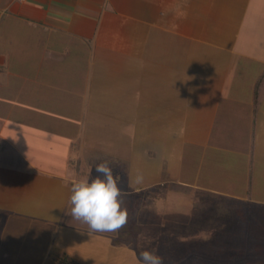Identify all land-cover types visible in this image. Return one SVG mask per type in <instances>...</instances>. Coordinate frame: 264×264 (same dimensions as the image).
Segmentation results:
<instances>
[{
	"label": "crops",
	"instance_id": "obj_1",
	"mask_svg": "<svg viewBox=\"0 0 264 264\" xmlns=\"http://www.w3.org/2000/svg\"><path fill=\"white\" fill-rule=\"evenodd\" d=\"M78 54L89 57L86 67L77 63ZM67 65L80 69L68 77ZM61 66L63 84L55 83ZM15 67L33 71L21 84H32L30 95L13 92L20 77ZM263 71L264 0H0V120L4 99L51 104L50 98L61 99L58 90L62 97L72 94L65 103L85 104L87 113L38 108L39 118L56 117L52 148L64 154L57 173L0 128V264H61L64 240L82 230L70 215L69 197L86 167L77 153L84 119L100 114L125 123L108 132L126 140L105 141L129 166L154 160L164 182L183 183L190 173L180 153L186 167L194 164L187 155L197 153L186 176L190 189L225 197L230 207L245 203L263 217L264 93L253 106ZM20 129L28 136L42 132ZM208 222L202 230L172 233L173 242L158 241L191 248L182 264H245L264 246L262 225L233 221L219 229ZM237 229L242 232L223 234Z\"/></svg>",
	"mask_w": 264,
	"mask_h": 264
},
{
	"label": "rangeland",
	"instance_id": "obj_2",
	"mask_svg": "<svg viewBox=\"0 0 264 264\" xmlns=\"http://www.w3.org/2000/svg\"><path fill=\"white\" fill-rule=\"evenodd\" d=\"M74 52L75 51L72 49L68 51L71 57L75 55ZM79 58L80 60L77 63L82 65L81 67H84L89 57L87 55H80ZM30 62L31 61L28 63ZM67 66L72 69V72H66L68 77H70V74H73V72L80 69V67H73L72 65ZM63 69L64 68L61 66L60 70L56 71L59 78L56 79L55 83H60L61 80H65L63 77ZM19 70H21L20 67H15L12 71L13 74L20 75V77L17 76L13 79V84H18L17 90H14L13 92H23L25 95L26 93H29L30 95L32 93V84L29 83L30 85H26V87H21V84L23 82V76L29 72L32 73L33 71L31 70L26 72L22 70V72H20ZM61 83L63 84V82ZM62 91L63 90H58V96L61 99L58 100L53 97L50 98L51 104L43 101H40L39 103L29 102L32 101L31 98L21 101L19 100L20 102L17 101L15 103V98L13 102H7L4 99L2 107L3 118L0 120V128L4 127V132L7 133L10 140L13 141L14 139V141H16L13 143H17L16 145L21 144L23 147L22 151L24 153L26 152L28 155L36 156L32 157L38 158V161L44 159L46 163L52 165L51 168L44 169L55 173L61 171L59 163L62 161L64 156V154L59 153V149L55 150L52 148L55 143V136H53L51 132H53L54 127H56V117L49 114V117L45 119L39 118L37 114L38 108L49 111L48 105H50L53 109H51L52 111H66L74 113L78 111V113L87 114L85 112L86 110L83 112L85 104L65 103V99H63V97L65 96V98L72 99V94L64 89L67 93H63L62 97ZM42 96L43 95H39L40 98ZM55 101L59 103H56ZM54 104L55 106L53 107ZM99 116L102 117L99 118V120L91 117L84 119L85 124L82 131L83 135L81 141L79 139L80 142L77 150V153L79 152V154L81 153L83 155V162L86 165V167L81 171V178L88 177L91 181V179L100 175L96 172L95 166L100 163L107 162L109 166L112 167L114 176H117L122 191V207L127 208L128 211V223L119 232L105 233L91 232L86 224H78L82 225L81 232L73 234L71 239H65L63 242V245H65L66 248L67 256L74 259L79 264H140L139 254L144 250L152 249L154 243L157 242L159 238L163 240L167 239V242H173L174 240H171L173 238L171 237L172 233H174V236H182L187 232L192 233L202 230L206 228L208 221H210L208 223H210L212 227H217L219 229H224L225 225L229 228L233 221H237L238 224L244 227L247 222H253L264 226V214H262L263 217L261 216L260 219H257L254 215L255 211L253 209H248L245 203H243V205L241 204L230 207L227 205L229 204L228 202L220 200L218 204L209 206L216 208L207 209L205 211L206 213L202 212L201 214V208H208L207 202L212 199L203 198V194H196L197 191L194 192L193 189H190V187L186 185V182L189 179L187 177H191L192 170L194 171L190 164L194 166L198 162L197 153H194L193 156L190 153V155H187L190 161L194 163H190L187 167L185 166L186 158L183 157V152L180 153L182 154L181 156L183 159L177 156L180 160L182 159V162L184 161L185 165L182 167L190 173V175L185 174L182 178L185 180L183 183L164 182L163 180L166 176L164 175L163 177L161 176V172L159 173V170L163 168L159 167L154 160L149 161L144 165L136 163L135 165L131 164V166H129L125 155L119 156L117 153L112 152V150L109 149V146L105 141L106 137H116L117 140L120 139V141L126 139H124L125 136H123V134L111 136L110 134L112 132L109 133L108 129L124 126L125 123L122 120L108 121L106 118H103L104 115L101 116L100 114ZM6 122L12 129L8 127L7 129L5 128ZM87 125L88 127H85ZM20 128L42 132L40 135L28 136L26 131ZM58 129L60 133H64L66 130L62 126ZM89 131H93V134L89 133ZM41 136L45 137L42 138ZM48 140H51V142L48 143ZM56 146L58 147L57 144ZM150 146H152L150 148L153 152V141L150 142ZM5 153L9 156V158L11 157L10 154H14L11 147L8 145L6 146ZM131 153L133 156H138L139 149L134 147V150H132ZM49 155L51 157H49ZM184 155H186L185 152ZM8 156L5 157V159L8 158ZM2 159L4 158L0 157V160ZM174 160L179 161L177 158H174ZM137 174L143 177L142 182L139 184L135 183V177ZM172 175L174 174L172 173ZM200 178L203 177L200 176ZM178 180H180V178ZM215 201L216 198L212 200V202ZM209 212H211V214H209ZM210 224L209 226H211ZM223 232V234L226 233V235L228 233L229 235H233V233H240L242 231L237 229L233 232ZM258 233L262 235L264 230H259ZM191 246L193 249H198L199 252L202 250L204 252L206 250V246L203 247L201 245L194 244ZM216 264L232 263L223 261Z\"/></svg>",
	"mask_w": 264,
	"mask_h": 264
},
{
	"label": "clouds",
	"instance_id": "obj_3",
	"mask_svg": "<svg viewBox=\"0 0 264 264\" xmlns=\"http://www.w3.org/2000/svg\"><path fill=\"white\" fill-rule=\"evenodd\" d=\"M100 175L89 180L79 179L72 184L69 204L70 215L76 221L88 226L91 232H119L128 223L127 208L122 207V191L107 162L95 166ZM143 177H135L139 184ZM140 264H164L163 258L154 250H144L139 254Z\"/></svg>",
	"mask_w": 264,
	"mask_h": 264
},
{
	"label": "trees",
	"instance_id": "obj_4",
	"mask_svg": "<svg viewBox=\"0 0 264 264\" xmlns=\"http://www.w3.org/2000/svg\"><path fill=\"white\" fill-rule=\"evenodd\" d=\"M263 93H264V71L261 73L258 81L255 84L254 99H253L254 110H256L259 107ZM196 194H203V198H211L212 200L216 198L215 202H212V200L207 202L208 207L218 204L220 200L221 201L225 200V202L229 203V200L227 198L216 194L203 193V192H198ZM151 250H154L159 256L163 258L164 264H182L184 259L190 253L189 252L190 248H186L185 243L183 241H179L171 246L163 245L162 242L158 241L154 243L153 248ZM186 250L188 251V253ZM58 261L61 264H79L77 261H75L74 259L70 258L67 255H63L59 257ZM245 264H264V246L259 247L257 254L247 259Z\"/></svg>",
	"mask_w": 264,
	"mask_h": 264
}]
</instances>
